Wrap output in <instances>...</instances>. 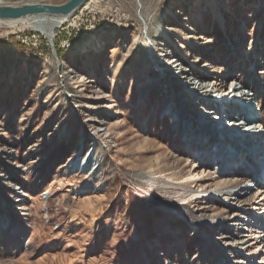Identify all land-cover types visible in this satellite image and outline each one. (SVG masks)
<instances>
[{
  "label": "rangeland",
  "instance_id": "obj_1",
  "mask_svg": "<svg viewBox=\"0 0 264 264\" xmlns=\"http://www.w3.org/2000/svg\"><path fill=\"white\" fill-rule=\"evenodd\" d=\"M179 67L251 89L264 146V0H89L52 39L0 22V264H264V192L182 146L203 106Z\"/></svg>",
  "mask_w": 264,
  "mask_h": 264
},
{
  "label": "bare ground",
  "instance_id": "obj_2",
  "mask_svg": "<svg viewBox=\"0 0 264 264\" xmlns=\"http://www.w3.org/2000/svg\"><path fill=\"white\" fill-rule=\"evenodd\" d=\"M35 3H39V2H35ZM6 5H21V4H13L9 1L0 0V6H6ZM165 12L170 13V8L166 7ZM70 15H68V16H70ZM68 16H66V17H68ZM66 17H60V16L48 15V14H37V15H30V16L17 18V19H11V20H0V22H3L8 27H16V28L21 26L22 24L26 23V24L33 26L36 30H39L42 33H44L49 39H52V31H53L54 27L57 25H60L63 21V18H66ZM163 30H166V29H163ZM186 70H187L186 68L179 67L178 71H176V72L174 71L175 73L172 75V78L176 77L177 75L184 76L186 73ZM231 75H232V73H229L228 76H231ZM182 78L184 79L183 81H180L178 83L177 82L174 83L176 85L178 84L177 87L180 86V88H182L184 91H186L185 93L188 96L193 95L194 99L195 100L197 99L199 101L200 105H203V106L207 105L208 108H205L206 111L208 109L217 110L216 109L217 103L216 104L213 103L214 100H212L210 97L212 95L209 94L210 90L206 89L205 86H201V87L199 86L196 88L194 86L192 80L188 79L185 76ZM157 83L164 84L163 82H157ZM218 84L221 86V89L226 86L225 82H223V80H219ZM223 90H225V88ZM229 90L230 91L225 93L226 98H229L232 95H234L233 97H236L237 94L241 91L240 88H238V87H233V88L230 87ZM170 96H172V95L169 94L168 97L171 98ZM186 102L187 101L182 103L181 108H179L180 110H178L176 112V115L178 116L179 119L181 116H183V113H184L183 108H184V105H186ZM234 105H236V104H233V109L237 110V107L235 108ZM171 106H172L171 104L167 105L166 110L167 109L170 110ZM222 108L223 109L226 108L225 105H222ZM184 111H186V109ZM205 112H204V109H202L200 112L195 113L196 114V115L194 114L195 116L190 115L189 117L188 116L186 117V118H188V120H187L188 124H192L195 122L198 123V126H195V128L191 127L192 129H191V131H189L190 133H188L185 137L186 140H188V139H190V140H188V141L182 140L183 148L186 150L188 148H190L191 151L193 152V155H192L193 157L190 160V162L193 163V166H199L202 164V160H201V158H199L201 155L209 154L212 151H214V149H218L219 150L218 153L219 154L221 153L220 154V160L218 161V165L220 163H222V166L223 167L225 166V168H228L231 166V163L228 161V157H227V153H228L230 156L234 157L233 161L235 163L236 162H239V163L243 162L244 166H245L244 172H247L248 177H253L256 180H257V178L255 177V174L260 173V172L258 173L257 169L260 168L259 166L262 164L263 170H262L261 175L259 176L261 178V181L258 184L263 183L264 182V163H263L264 162V151H263L264 149H262V147H264V146L261 145L262 141H260V139H262L260 137L261 136L260 134L262 131L260 129H258V127H260V125L258 124V126H257L256 121H254V122L252 121L251 123L247 124V125H249L248 126L249 128L247 129L248 131L246 133V135H247L246 139L247 140H244V141L243 140H237L233 136L229 137V135L223 136V138H221L219 136V134L217 135V130H218L217 127L215 126L214 129L211 128L212 118L207 119V120H209L208 125L206 124L207 122L205 124L201 125V121H203L202 120L203 118L201 116H204ZM206 114H209V111H207ZM209 126H210V129H209ZM195 133H196V135H194ZM251 137H254L255 139H251ZM226 143L231 144V149L228 150L229 152L227 150H225V148H223ZM247 147H249L250 149H248ZM257 148H258V152L255 156H253L251 153H252L253 149L256 150ZM252 160H253V164L255 166V167L253 166V168H255V170L252 167H250L251 164H249ZM227 161H228V163H227ZM245 162H247V163H245ZM226 163H227V166H226ZM80 165H81V162L78 161L74 165L70 164L69 167L74 168L75 166H80ZM241 169H243V167ZM239 171H240L239 169L236 170L235 168H233V173H235V172L237 173ZM197 179H198V174L193 173V174L188 175L184 179V181L189 182V181H195ZM245 187L248 188L247 185ZM254 189H256V194H258V197L261 193L264 192V189L261 188V186L257 185V184H256V187H254ZM263 200H264V196H261L260 199H258V201H257L258 207H257V210L254 213V215L264 213V204L260 203ZM262 228H264V227H262ZM259 229L261 230V228H259ZM256 232L257 231L250 234L251 239L259 238L261 236L260 234H258ZM258 232H262V231H258Z\"/></svg>",
  "mask_w": 264,
  "mask_h": 264
},
{
  "label": "built area",
  "instance_id": "obj_3",
  "mask_svg": "<svg viewBox=\"0 0 264 264\" xmlns=\"http://www.w3.org/2000/svg\"><path fill=\"white\" fill-rule=\"evenodd\" d=\"M234 87V85H233ZM238 87V86H235ZM238 88H240V92L237 94L236 97H233L234 95H232L229 98H226V95L223 96L221 99H216L215 97L211 99L214 100L213 103H217L216 104V109H208L207 111H209V114H206V109L208 108L207 105L201 107L202 109H204V117L205 119L203 121H201V125H203L202 123L204 122V124L206 123L208 125L209 120L207 119H211L212 118V123L211 125L214 126L213 128H215V126L217 127V135L219 134V136L221 138H223V136H227L229 135V137L233 136L235 137V139L237 140H247L246 139V133H247V129L249 128L247 125L248 123H251L252 121H256V124L258 126V120L260 117L259 114V108H258V103H257V99L255 97V95L251 92V89L246 90V88L243 85H240ZM233 97V98H232ZM226 98V99H225ZM211 100V101H212ZM218 100V101H216ZM216 101V102H215ZM199 103V101H198ZM248 103V104H247ZM233 104L235 108L237 107V110L233 109ZM222 105H225L226 108H222ZM201 109V110H202ZM210 116V117H209ZM261 126V125H260ZM210 129V128H209ZM261 141V140H260ZM263 146V145H262ZM190 147V146H189ZM221 147V146H220ZM225 148V150H230L231 149V144L226 143L225 146L223 147ZM248 149H250L249 147H247ZM262 149H264V147H262ZM264 151V150H263ZM219 150L218 149H214V151H212L209 154H203L201 155V157H205L207 161H210V163L215 164L217 167V169L220 170V172H224L227 174H231L233 173V168H235L236 170H240L244 172V163L241 162H234L232 156H230L227 153V157H228V161L231 163V166L228 168H225V166H222V163H220L218 165V161L220 160V154L218 153ZM229 152V151H228ZM258 151H255L253 149L252 151V155L255 156L257 154ZM227 161V163H228ZM226 163V166H227ZM247 163V162H245ZM264 163V162H263ZM251 164L250 167L253 168L254 164H253V160L249 163ZM243 167V169H241ZM255 167V166H254ZM260 168H258V173L259 174H255V177L257 178L254 179L253 177H248L247 172H244L245 174H247V183L246 185L248 186V188H254V186L259 183L261 181V178L259 177L262 173L263 170V165L261 164L259 166ZM257 168V167H256ZM255 170V168H253ZM236 173V172H235Z\"/></svg>",
  "mask_w": 264,
  "mask_h": 264
},
{
  "label": "water",
  "instance_id": "obj_4",
  "mask_svg": "<svg viewBox=\"0 0 264 264\" xmlns=\"http://www.w3.org/2000/svg\"><path fill=\"white\" fill-rule=\"evenodd\" d=\"M87 1L89 0H66L59 4L26 3L21 5L0 6V20H11L37 14L66 17L75 9L83 6Z\"/></svg>",
  "mask_w": 264,
  "mask_h": 264
}]
</instances>
